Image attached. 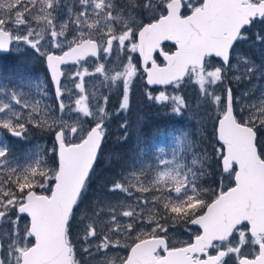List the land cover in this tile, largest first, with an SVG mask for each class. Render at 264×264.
Wrapping results in <instances>:
<instances>
[{
    "label": "snow or ice",
    "instance_id": "obj_1",
    "mask_svg": "<svg viewBox=\"0 0 264 264\" xmlns=\"http://www.w3.org/2000/svg\"><path fill=\"white\" fill-rule=\"evenodd\" d=\"M256 27L252 39L264 44V0H0V55L24 46L42 58L57 104L34 99L33 87L47 92L26 73L11 87L0 79V131L23 137L34 125L55 140L21 163L0 138V264H264V87L250 98L254 88L229 86L264 79V64L237 50ZM97 74L119 90L122 112L137 79L171 86L146 94L177 116L189 110L180 90L195 86L234 186L204 187L207 160L174 130L164 134L171 149L139 141L108 195L81 214L111 118L109 96L85 88ZM178 226L193 237L182 246L169 235Z\"/></svg>",
    "mask_w": 264,
    "mask_h": 264
},
{
    "label": "rangeland",
    "instance_id": "obj_2",
    "mask_svg": "<svg viewBox=\"0 0 264 264\" xmlns=\"http://www.w3.org/2000/svg\"><path fill=\"white\" fill-rule=\"evenodd\" d=\"M254 29L255 30L253 32L255 33L259 32L260 30L259 27H256ZM241 49H243V45L240 46L237 50L239 51ZM13 51H14L13 52L14 64L12 68L8 71V73H5L4 70L0 69V79H3L4 82L9 83V86L11 87L15 85L16 83L17 74L19 72H23V73H26L28 76H30L33 80H38L40 82H43L47 95L46 96L42 95L39 91H37L35 87L31 89V95L34 99L40 100L43 104L50 105L53 109H56L57 104L56 105L52 104L53 100L55 101V98H54L52 84H51L44 60L42 58L35 56L30 50H25L24 46H20L19 51H16L15 48L13 49ZM55 51L57 52V54H59V50H55ZM115 55L116 53H115V48H114L113 59L111 61L113 64L115 63L114 61ZM94 64H95V60L90 63H86L85 66L89 68V71H93ZM76 67H79V66H76ZM106 68H108L107 64H106ZM67 69L71 70L72 67H67ZM66 75H67V72H66ZM230 75L232 74L230 73ZM248 82L249 81H244V82L241 81L238 84L233 82L229 86L233 88L234 95L240 94L245 89L254 88L255 91L252 93V97L250 98H258L261 88L264 87V79L257 81L258 82L257 87H255V83H256L255 81L254 82L251 81L249 83ZM67 83L69 87H72L71 81H68ZM93 86L99 89L101 93L109 96V102L107 105V109L111 113V118L106 121V135H108V137L113 132H116L115 134H118V131H119V132H122L123 134H130L134 138V136L140 132L143 126L152 123L153 120L158 119V118L165 119V115L168 116L167 112L173 119L185 120V121H189V123H192V121L196 118L203 117L202 115L203 101L197 99L198 93H197L196 87L193 85H187L183 87L182 90H180V94L185 97L186 101L189 104V110L182 116L175 115L171 111L170 107H167L168 105L161 104V103L156 102L155 100L148 99L146 93L151 92L152 95L155 96V95H158L159 92L157 93V92H153L149 90L146 84L144 83V81H139V79H137L133 83V86H132V90L130 93L129 110L123 111V112L120 111L119 109L121 97L119 94V90L117 88H112L111 91L106 90L101 84V78L99 74H97L96 76H91V77L86 76L85 77V88L88 90H92ZM28 90L29 89L25 88V91H28ZM174 92L175 90L172 89L168 93H174ZM205 118L208 120V122H211V120H209L207 116H205ZM124 124H126L127 126L122 127V125ZM172 131L174 130H170V132ZM1 133H6L12 139L11 147L16 146L17 148H19L15 150L13 155L10 154L12 158L14 160H18V162L23 163V157L26 151L24 148H20V147L21 146L24 147V143L27 139L26 138L27 132L25 133L23 137H15V136H12L10 133H8L7 130H3V131H0V138H1ZM171 138L173 137H169L168 139L167 137H160V138L158 137L155 143L147 142L145 144L152 143V149L158 146L165 147L166 149H171L173 146H170L169 143H174V138L169 142V139ZM108 140H109V143H111L112 145L115 143L121 142V141H118V137L109 138ZM108 140H107V143L104 147V150L101 156V163H102L101 169L96 172L97 174H100V175L103 170H105L104 171V174H105V172L111 168V164H113V160H115L116 157L118 156L116 155L117 153H120V155H122L120 162L121 161L126 162L124 160V157L127 158L126 156L127 153H124L123 155L120 152V150L122 149L124 145L123 140L120 143L119 149L113 148L111 145L109 146ZM4 142L6 143L5 140ZM18 142H21V144H18ZM146 159H150V157H146ZM49 165L51 166L50 163ZM93 177H92L93 182H96L97 181L96 175H94ZM231 180H232L231 178L225 175L221 177V179L218 181V184L219 186H222L224 189H226V186L229 185ZM93 191H95L94 188L88 187L87 192L85 194L84 201H86L87 195H89V201L91 202H95L99 197H102L98 193L96 194ZM106 195H108V193H106ZM117 195L120 196L122 194H117ZM191 231L196 232V229L192 228ZM169 235L172 240V243L175 246H182L185 242H189L193 238L188 231H186L184 228L179 227V226L177 227L176 230L170 229ZM128 242L131 243L132 241L129 240ZM117 254L119 256H126L128 252H127V249H120V250H117Z\"/></svg>",
    "mask_w": 264,
    "mask_h": 264
},
{
    "label": "trees",
    "instance_id": "obj_3",
    "mask_svg": "<svg viewBox=\"0 0 264 264\" xmlns=\"http://www.w3.org/2000/svg\"><path fill=\"white\" fill-rule=\"evenodd\" d=\"M260 29V28H259ZM255 29H252L249 32V40L247 42L242 43L240 46L243 45V49L239 50L244 55L249 57L251 60H253L258 66L264 63V44H261L259 42H254L252 37L257 33L253 32ZM260 31V30H259ZM13 56H0V69L4 70L5 73H8V71L12 68L14 61ZM261 79L256 77L250 80L249 82H256L255 87L258 86V82ZM242 82H244L242 80ZM248 82V83H249ZM53 105L55 101L53 100ZM205 111V109L202 107V113ZM167 115H165V119L158 118L153 120L152 123L147 124L143 126L137 135L131 136L130 134H123L122 132L118 131V134H115L116 132H113L109 138L118 137V141L122 140L124 141V145L120 152L124 155V153H127L126 157H124V160H129L130 156L136 154L138 151V142L143 141L144 143L147 142H153L156 141V139L159 137H167L169 136L164 135L166 133H169L170 130H186L190 134V138L194 142V146L197 150V154L203 156L207 160L206 164V174L204 177H202L201 183L204 187L212 188L215 190H219L222 186H219L218 181L221 179L222 176H225L222 171V167L219 161V156L217 154V149L220 148V145L218 144L215 128L213 125V122H208V120L203 117L196 118L192 121V123H189V121L185 120H178L173 119L167 112ZM3 140L6 141V144L9 147L10 154H14L17 148L16 146H12V139L8 136L3 134ZM152 137V138H151ZM26 141L24 143V147L21 146L20 148H24L27 152L28 150H35L37 145L43 146L45 150L51 149L55 143L54 140V134L49 131L46 128H40L36 127L34 125H30L27 127V137ZM173 138L169 139V142ZM150 140V141H149ZM138 141V142H137ZM111 144L108 143L109 146L111 145L113 148L119 149L120 143ZM18 144H21V142H18ZM170 146H175L174 143H169ZM169 146V147H170ZM116 154V153H115ZM54 153L46 152V156L48 158L49 163L51 164V159L54 156ZM118 155L115 160H113V164H111V168L105 172L102 171L101 175L97 174L96 172L101 169V160L97 163L95 171L92 175H96V182H93V178L91 177L89 186L95 189L93 191L94 193H98L100 196H105L107 193V187L114 181L120 178V175L125 170V162L121 161L122 155L120 153H117ZM96 173V174H95ZM95 179V180H96ZM232 185V180L230 181L229 185L227 187ZM225 189V190H226ZM84 193V199H85ZM139 195V194H138ZM94 202L89 201V195L86 196V201L83 200V204L81 205V214L88 213L91 211V208L93 206Z\"/></svg>",
    "mask_w": 264,
    "mask_h": 264
},
{
    "label": "flooded vegetation",
    "instance_id": "obj_4",
    "mask_svg": "<svg viewBox=\"0 0 264 264\" xmlns=\"http://www.w3.org/2000/svg\"><path fill=\"white\" fill-rule=\"evenodd\" d=\"M165 46V48H166V50H172V51H174L175 49H174V47L172 46V45H170V44H166V45H164ZM92 61H94V60H89L87 63H90V62H92ZM145 79H146V77L145 78H140L139 79V81H144V83H145ZM173 88L170 86V87H168L167 89H165V88H158V89H156V90H151V91H153V92H159V91H164V90H166L167 92H170V90H172ZM150 90V89H149ZM167 107H169V106H167ZM3 134L4 133H1V137H2V139L4 138L3 137ZM194 229V228H193ZM196 231H197V229H196ZM171 239V238H170ZM171 242H172V240H171ZM173 244V243H172ZM174 245V244H173Z\"/></svg>",
    "mask_w": 264,
    "mask_h": 264
},
{
    "label": "water",
    "instance_id": "obj_5",
    "mask_svg": "<svg viewBox=\"0 0 264 264\" xmlns=\"http://www.w3.org/2000/svg\"><path fill=\"white\" fill-rule=\"evenodd\" d=\"M165 44H170V45H172L173 46V44H172V42H169V41H166V42H164V45ZM8 54H10V53H5V54H3V55H8ZM90 59H93L94 60V58H91V57H89V59L88 60H90ZM62 67H73L72 65H68V66H62ZM49 73V72H48ZM49 77H50V74H49ZM63 79L64 78H62V81H63ZM50 80H51V77H50ZM53 85V84H52ZM148 86V85H147ZM168 87H170V86H168ZM53 88H54V86H53ZM148 88L149 89H152V90H155V89H157V88H164V86H159V85H157V86H148ZM219 144H220V142H218ZM102 145H103V143H102ZM102 145H101V148H102ZM100 155V154H99ZM99 155H98V158H99ZM98 158H97V161H98ZM97 161H96V163H95V165H94V169H95V166H96V164H97ZM225 174H227V173H225ZM192 228H196L195 226H193Z\"/></svg>",
    "mask_w": 264,
    "mask_h": 264
}]
</instances>
